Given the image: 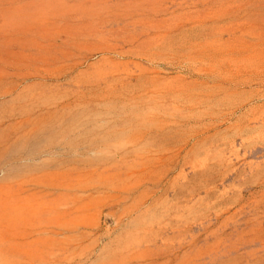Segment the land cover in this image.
<instances>
[{"label":"rangeland","instance_id":"rangeland-1","mask_svg":"<svg viewBox=\"0 0 264 264\" xmlns=\"http://www.w3.org/2000/svg\"><path fill=\"white\" fill-rule=\"evenodd\" d=\"M0 264H264V0H0Z\"/></svg>","mask_w":264,"mask_h":264}]
</instances>
